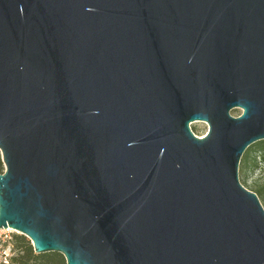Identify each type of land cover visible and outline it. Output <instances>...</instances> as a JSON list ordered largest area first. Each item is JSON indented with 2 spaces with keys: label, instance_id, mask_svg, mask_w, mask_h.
Listing matches in <instances>:
<instances>
[{
  "label": "water",
  "instance_id": "water-1",
  "mask_svg": "<svg viewBox=\"0 0 264 264\" xmlns=\"http://www.w3.org/2000/svg\"><path fill=\"white\" fill-rule=\"evenodd\" d=\"M260 140L264 0H0V229L36 253L264 264Z\"/></svg>",
  "mask_w": 264,
  "mask_h": 264
},
{
  "label": "trees",
  "instance_id": "trees-1",
  "mask_svg": "<svg viewBox=\"0 0 264 264\" xmlns=\"http://www.w3.org/2000/svg\"><path fill=\"white\" fill-rule=\"evenodd\" d=\"M259 159L264 161V140L255 142L247 148L241 159L240 172L246 176L258 166ZM0 171H4L1 160ZM252 190L258 195L264 206V184ZM14 238L16 254L12 257L11 264H67L65 256L60 252L36 253L27 236L15 234Z\"/></svg>",
  "mask_w": 264,
  "mask_h": 264
},
{
  "label": "rangeland",
  "instance_id": "rangeland-1",
  "mask_svg": "<svg viewBox=\"0 0 264 264\" xmlns=\"http://www.w3.org/2000/svg\"><path fill=\"white\" fill-rule=\"evenodd\" d=\"M241 112L242 110L239 108L232 110V114L234 116L240 115ZM191 126H192L194 133L199 136L206 135L209 130V125L204 121H193L191 123ZM2 158H3L2 151L0 149V160L3 163L4 170H5L6 167H5V164ZM239 176H240V180L242 184L244 183L243 185L250 190L254 189L257 186L263 185L264 184V161L259 159L258 166L254 170L250 171L246 176L243 175V173H241L239 170ZM15 234H21V233H19L18 230L10 228V227L7 229H0V246L1 245L11 246L12 247V257L16 254V251L14 248V245H15L14 235ZM11 261H10V264H11Z\"/></svg>",
  "mask_w": 264,
  "mask_h": 264
},
{
  "label": "built area",
  "instance_id": "built-area-1",
  "mask_svg": "<svg viewBox=\"0 0 264 264\" xmlns=\"http://www.w3.org/2000/svg\"><path fill=\"white\" fill-rule=\"evenodd\" d=\"M12 259V247L11 246H0V264H10Z\"/></svg>",
  "mask_w": 264,
  "mask_h": 264
}]
</instances>
